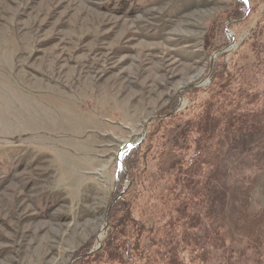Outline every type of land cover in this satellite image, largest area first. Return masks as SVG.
<instances>
[{
  "label": "rangeland",
  "instance_id": "rangeland-1",
  "mask_svg": "<svg viewBox=\"0 0 264 264\" xmlns=\"http://www.w3.org/2000/svg\"><path fill=\"white\" fill-rule=\"evenodd\" d=\"M235 2L0 0V264H76L101 245L107 211L126 188L130 196L137 187L134 216L158 239L164 220L155 221V198L179 194L175 168L194 147L179 149L183 123L170 120L154 140L165 137L164 154L147 158L138 184L126 178L119 189L122 153L185 86H205L199 94L179 95L175 111H185V119L216 95L208 67L222 58L210 52L217 42L213 23ZM231 23L224 20L232 34L224 61L249 64L251 76L258 64L252 40L264 47V35L249 38L250 27ZM259 71L264 82L263 64ZM222 83L219 100L226 89H239L233 77ZM245 120L240 129L221 132L212 156L203 155L209 161L206 224L215 225L222 250L244 251L253 264L255 248V264H264V107ZM124 143L130 144L118 160ZM199 182L197 190L204 185ZM198 234L204 240L205 233ZM232 252L209 263L241 264Z\"/></svg>",
  "mask_w": 264,
  "mask_h": 264
},
{
  "label": "trees",
  "instance_id": "trees-1",
  "mask_svg": "<svg viewBox=\"0 0 264 264\" xmlns=\"http://www.w3.org/2000/svg\"><path fill=\"white\" fill-rule=\"evenodd\" d=\"M235 1L234 9L224 18L229 19L231 24L244 22L247 28L250 27L249 38L255 37L259 32L264 35V0H248V4L242 0ZM225 19L213 23L217 42L210 47V52L220 51L218 56L222 58L220 62L216 59L209 63L208 67L209 90L213 88V85L216 86V95L210 94L208 99L203 100L201 107L197 106L198 110L185 119L183 117L186 114L185 111H175L179 95L181 97L185 94H199V91L205 87L194 84L185 86L179 95H176L170 107L164 108L150 119L152 129L149 127L145 137L137 145L122 153L121 161L124 170L119 173V189L126 178L130 180L129 184L132 185L133 182L138 184L148 167L147 158L150 156L151 159L159 160L164 154L165 137L163 141L157 143L154 140L158 138L159 131L160 135L164 136V132L160 130L161 126L168 124L170 120H174L177 126L183 123L178 132L184 138V143L179 149L186 151L188 147H194L193 153L186 159L180 157L182 164L175 168L177 171L175 180L182 181L179 194L174 191L173 197L159 194L155 198L159 201L157 209L160 214L155 221L158 222L160 218L164 220L163 225L156 231L159 235L158 239L155 238L152 226L142 218L134 216V211L138 210V207L133 202V192L137 190V187L130 196H126L130 190L126 188L107 211L108 230L101 245L96 250L78 257L75 260L76 264H210L211 259L220 260L221 256L224 258L226 257L224 254L232 252V249L222 250V241L214 224L207 228L206 199L209 192L205 189V176L209 161L206 160V156L217 149L215 144L222 131L228 128L233 129L235 126L240 129L246 121L245 118L252 114L254 109L258 113L264 107V101L260 100L261 95L264 98V82L257 77L260 66L263 64L264 67V55L261 59L259 58L264 47L256 48L255 45L258 43L253 38L252 46L257 52L258 64L256 70L251 72V76L248 72L249 64L237 66L235 62L234 66H229L224 61V57L229 56L230 52L224 49L230 43L232 34L228 31L230 26L224 25ZM230 77L239 81V89L235 94H230L226 89L227 95L224 100H219L218 98L222 95L219 87L224 88L225 85L222 79H226L227 84ZM259 81L261 88L257 84ZM242 82L244 86L241 85ZM191 98L195 99V97ZM241 99H244L243 104H240ZM243 116L244 121L241 120ZM204 154L206 156L203 158ZM195 181H201L204 185L197 190L194 187ZM180 194H182L181 198ZM169 198H172L171 202ZM165 209H168L167 212ZM198 230L205 233L202 241L199 240L201 235L198 234ZM212 248L219 252L217 256L213 255ZM253 253V264H255L258 253L255 248ZM233 255H236L241 264H248L244 251L232 252ZM233 261L235 262V258Z\"/></svg>",
  "mask_w": 264,
  "mask_h": 264
},
{
  "label": "water",
  "instance_id": "water-1",
  "mask_svg": "<svg viewBox=\"0 0 264 264\" xmlns=\"http://www.w3.org/2000/svg\"><path fill=\"white\" fill-rule=\"evenodd\" d=\"M246 4H248V0H247V3ZM217 53H219V51L217 52ZM145 132L143 133V135L141 136V138L137 141V142H135L133 145H137L145 136ZM130 143H124L122 146H121V148L119 149V151H118V155H117V157H118V160H120V154L122 153V151H124V149L129 145ZM122 169L124 170V165L122 164ZM122 193V192H121ZM121 193H119V195L118 196H116V198H118L119 196H120V194ZM115 200V199H114ZM114 200L112 201V203L114 202ZM111 203V204H112Z\"/></svg>",
  "mask_w": 264,
  "mask_h": 264
},
{
  "label": "snow or ice",
  "instance_id": "snow-or-ice-1",
  "mask_svg": "<svg viewBox=\"0 0 264 264\" xmlns=\"http://www.w3.org/2000/svg\"><path fill=\"white\" fill-rule=\"evenodd\" d=\"M245 3H247V0H244Z\"/></svg>",
  "mask_w": 264,
  "mask_h": 264
}]
</instances>
